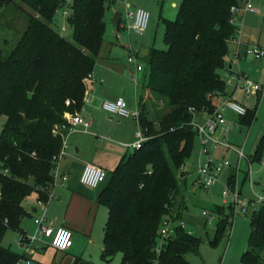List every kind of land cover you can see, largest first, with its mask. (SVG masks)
Instances as JSON below:
<instances>
[{"label":"trees","instance_id":"trees-1","mask_svg":"<svg viewBox=\"0 0 264 264\" xmlns=\"http://www.w3.org/2000/svg\"><path fill=\"white\" fill-rule=\"evenodd\" d=\"M12 0H0V9ZM19 0L27 6L28 24L12 52L4 55L0 42V264H15L23 255L4 247L8 230L24 234L22 220L30 213L25 200L36 195L48 202L54 184V157L63 147L65 114L81 112L86 80L93 73L104 43L106 8L113 0ZM239 0H183L175 20L163 19L166 50L151 48L149 73L142 81L154 96L166 99L170 111L159 122L141 110L139 125L146 141L124 155L98 195L109 215L101 260L120 264H190L201 240L177 227L156 253L159 229L167 216L181 220L178 203L183 167L192 157L197 133L195 116L211 114L216 97L227 95L219 71L225 68L229 43L236 37L230 9ZM68 6L67 23L75 43L52 26L59 10ZM70 104L67 105L66 102ZM258 105L239 116L251 127ZM264 131L252 161L260 162ZM185 173V172H184ZM230 171L228 185L235 181ZM216 206L218 215L211 245H218L232 214ZM251 234L242 264H264V203L251 214Z\"/></svg>","mask_w":264,"mask_h":264},{"label":"rangeland","instance_id":"rangeland-1","mask_svg":"<svg viewBox=\"0 0 264 264\" xmlns=\"http://www.w3.org/2000/svg\"><path fill=\"white\" fill-rule=\"evenodd\" d=\"M72 1V0H71ZM68 2V5L71 3ZM118 4H111L112 6H107L106 8V30L104 35V43H108L114 41L115 31L117 28L111 26V19L114 17L116 12H120L123 16V20L126 19L125 9L127 5L130 6L131 9H144L150 13V23L149 28L144 37L148 38V44H142L143 35H138L135 33H127L121 32V43L129 47V40H131V46L136 51H140L141 55L138 62L142 63L144 66L146 65V61L148 59L147 50L151 47H155L156 49L166 50L167 46L164 41L165 35V24L163 19L167 20H175L177 14L179 12L180 5L183 0H118ZM264 5V1L261 3ZM28 9L27 6L21 5L19 0H12L7 6L0 9V42L4 50V55L8 56L17 42L20 40V36L22 32L26 29L28 24ZM71 13V10L68 6H65L63 9L59 10L52 26L55 30H57L62 36L66 37L70 42L75 43L72 36V29L67 23V13ZM247 25L243 28V34L245 38L249 39L250 44L261 46L264 48V11H260L259 13L249 12L246 15ZM242 34V36H243ZM129 35V36H128ZM154 38H156L154 40ZM115 48L121 53V62L124 67L127 68V73H124V78L126 80V88L127 91L132 94L134 92V84L132 83L135 80V64L129 62V57L131 56L128 49L121 47L120 45H115ZM136 57L138 56L135 52H133ZM250 61L247 60L246 66L255 67V65L264 67L263 61H253L255 65L248 64ZM261 70L263 71L264 68ZM133 78V79H132ZM141 79V74L138 75L137 82L143 83ZM131 82V83H130ZM228 86V85H227ZM228 88V87H227ZM148 89V88H147ZM149 90V89H148ZM86 95V94H85ZM242 90H238L236 94V98L238 100H243L246 105L253 107L255 97H245ZM245 97V98H244ZM144 104L146 105V114L152 120L159 122V120L170 111V105L166 99L159 98L154 96L153 93L149 91H145L144 94ZM234 101V100H233ZM143 104V105H144ZM142 105V106H143ZM129 108L132 110L129 106ZM233 112V111H232ZM231 110L226 109L224 111V117L227 122V125L231 129V136L229 141L233 148L238 149L243 145L245 139V154L248 158L254 155V152L257 148L261 135L264 131V98L261 104L258 107L256 120L254 121L251 127H248L244 124H239V118L236 117ZM100 121L102 122L103 129H100L102 138V150L106 152V159L109 163H112V160L116 158L122 159L124 155H128L133 150L124 147L122 144L124 142H131V140H124L120 133L121 126L118 124V121L123 122L124 120H128L126 118H122L116 115H112L109 112L105 111L103 108L99 109L96 112ZM110 118H113L114 121H110ZM6 116L0 117V132L3 129V126L6 122ZM133 120L136 125L137 120L133 118V116L129 119ZM200 122L203 120H199ZM236 121L237 126L234 125ZM138 124V123H137ZM138 130V128H137ZM93 129L90 130L92 133ZM112 133V134H111ZM111 134V135H110ZM125 134L122 136L124 137ZM83 140L90 144L93 140H97L96 137H91L86 134L82 135ZM91 138V139H89ZM92 140V141H91ZM99 140V139H98ZM197 143L195 150L192 154V157L186 161L185 166L183 167V176L181 180L183 182L184 178L187 179V187H181L180 192L178 194V203H181L180 212L182 210V217L185 223V227L188 231H192L193 235L198 237L201 240L199 246L198 254L189 253L186 258L190 262V264H242L241 257L243 253L248 249V241L251 234V214L255 209H258L259 206L263 203H257L256 201L260 196H264V152L262 155V160L258 161H250L249 159H242L239 163V173H238V183L241 189V198L245 201H250L248 213L246 215H242L241 211L235 214L234 209H232L233 217L229 226L226 228L223 233L218 245H211V241H213L216 231V226L218 222V215L215 212L216 206H224L226 209V213H229V202L231 198V193L227 197L228 203H224V197L222 196L223 192L227 190V180L231 171L236 174L238 167V160L234 150L226 152V160L231 163L230 167L225 168L219 175L218 181L215 185L209 188H200L194 189L192 187L193 181L196 178L197 172V162H196V153H197ZM110 152V153H109ZM118 161V163L120 162ZM113 165V166H111ZM110 166H104L107 172L114 170L118 164H111ZM115 165V166H114ZM252 172V182L250 183V174ZM249 174V175H248ZM102 185L101 187H103ZM182 186V184H181ZM82 187L97 193L101 189H91L82 185ZM36 199V195H32L29 197L28 202L33 203ZM252 200V201H251ZM85 207L87 211L81 209V207ZM233 208V207H232ZM207 210L210 213L216 215L217 220L213 224H209L207 222V218L203 216V211ZM43 210L38 208L36 213H32V221L35 217H42ZM62 216L67 215V218L72 220L76 224H81V226L85 229L92 228V234H88L84 230H77L73 235V247L69 249V255H65L63 252H55L53 248H48L47 252L43 253V251L38 252L37 256L38 260L42 264L52 263L55 261L56 264H75L76 259L80 258L79 262L76 264H120L122 261V253L118 254L113 261L110 263H106L101 260V251L103 249V239H104V229L106 222L108 220L109 212L107 208L100 206L97 214L94 211L89 210V207L86 204L79 205L78 202H72L68 204L67 210L65 211V207L62 209L60 213ZM230 214V213H229ZM30 219L25 218L26 222H30ZM82 229V228H81ZM86 233L82 235L81 233ZM15 239H17L16 231L8 230L3 238V246L9 247L12 250L20 251L19 247L15 244ZM48 242V241H47ZM42 250V249H41ZM71 250V251H70ZM54 253H56L54 255ZM264 256V252H263ZM82 258V259H81Z\"/></svg>","mask_w":264,"mask_h":264},{"label":"built area","instance_id":"built-area-1","mask_svg":"<svg viewBox=\"0 0 264 264\" xmlns=\"http://www.w3.org/2000/svg\"><path fill=\"white\" fill-rule=\"evenodd\" d=\"M257 1L261 0H239V2L236 5L232 6V8L230 9V22L237 28L236 36L241 34V30L238 27L239 18L249 12L259 13L261 11V9L256 6ZM125 12L126 19H121L118 28L129 34L133 32L138 35H144L149 28L151 18L150 13L144 9L133 10L129 5L125 9ZM118 38H120L119 35ZM240 57H250L256 60L264 59V48L256 45H250L245 49V52ZM129 62L136 65L137 72L143 71V66L139 64L138 59L133 52L131 53ZM225 83L228 86L234 84L236 89H242L247 97L256 95H260L261 97L264 96V84H258L257 82H254L245 76H229ZM66 104L69 105L70 102L67 101ZM102 108L110 114L122 118L133 116V118L137 120L139 125V118L141 114V106L139 102L137 103L136 109L133 112L128 109L126 100L123 97H119L115 101L103 102ZM226 109L233 111L238 116H244L248 110L246 106L241 105L236 101L222 97L221 103L217 106L213 113H204L200 116L197 115L195 116L191 124L193 129L197 133L198 145L195 158L197 162V172L192 187L193 190H196L200 188H209L215 185L218 181L220 173L225 168L230 167L231 163L226 160V158L215 157L214 151L219 148L234 150V152L237 154L238 159L235 181L232 185L227 186V190L223 192L222 196L224 197V203L226 204L228 203L227 197L231 193L229 204L233 207L235 214L240 209L241 214L246 215L248 213L250 201L242 200L241 189L237 180L239 173V163L242 159L246 158V154L244 152V147L236 149L233 148V146L229 142L231 129L227 128V122L224 117V111ZM65 119L66 125L63 126V128L57 127L54 131L55 135L61 133V130H65L66 133L62 134L63 147L60 150L59 154H57L53 160L55 164V168L53 170L54 183L57 179H61L64 186L68 182L69 178L67 174L59 173L58 165L60 160H62L66 154L65 151L67 148V136L71 132H77V128L79 126H82L86 132L89 127V124L82 118L80 112H77L75 114L66 113ZM200 119L203 121L200 122ZM145 141L146 137L143 135L139 125V131L136 134L135 140L132 143L127 144L126 146L134 151L135 149L140 148ZM249 174L250 183L252 186V172L250 171ZM107 179L108 172L105 169L94 164H86L80 176L81 184L91 189H98L106 183ZM51 199L52 195H50L49 201L47 203L37 200V206L40 208H46ZM1 200L2 191L0 189V203ZM256 202L263 203L264 196H260ZM203 216L207 218V222L209 224H213L217 220L216 215L210 213V211L207 210L203 211ZM33 221L36 227L35 233L32 235H27L24 233L19 236L16 242L17 246H19L23 250V257L15 264H41L33 258L34 254L40 249L53 248L56 252L66 253L72 247L73 233L70 229L64 226L53 227L50 224H47V221L43 216L36 217ZM177 227L186 229L185 223L182 219L174 220L172 216H167L166 218H164L159 229L158 244L155 248L156 253L159 254L162 243L165 240L171 238ZM189 233L192 234V232L190 231Z\"/></svg>","mask_w":264,"mask_h":264},{"label":"crops","instance_id":"crops-1","mask_svg":"<svg viewBox=\"0 0 264 264\" xmlns=\"http://www.w3.org/2000/svg\"><path fill=\"white\" fill-rule=\"evenodd\" d=\"M113 1H114L113 5L119 3L118 0H113ZM263 1L264 0L257 1V3H256V6H258L261 9V11H264V5L261 4ZM110 6H112V5H110ZM246 15L247 14H245L244 16H241V18H239L238 27L241 30V34L237 35L235 37V39L230 41V43H229V54L225 58V68L222 69L221 71H219V74H220L221 79H223L224 81H226L229 76L242 75V76H245V77L251 79L254 82H257L258 84H264V70L263 71L261 70V68L262 69L264 68L263 65L262 64H261V66L255 65L253 63V61H255L256 59H253L250 57H248V58H241L240 57L245 52V49L248 46L253 45V44H250L249 39L245 38V36H244L245 33L243 34V28L246 26L249 28V26H248L249 24L247 25L248 22L246 20ZM105 16H106V14H105ZM112 20H113V18L111 19V22H112ZM115 28H117V30L115 31V33H116L115 34V36H116L115 40L108 42V43H106V42L103 43V46H102L101 52H100V56L97 60L95 69H94L93 73L90 75V77L85 82V84H86V95H85V99H84V107L80 113H81L82 118L89 124L87 132L84 130V128L82 126H79L77 128L78 129L77 132H71L68 134L67 140H66V144H67V148L65 151L66 154H65L64 158L62 160H60L59 165H58L59 173L60 174H67V176L69 178L68 182L64 186L62 184L61 179L56 180V182L53 184V186L50 190L51 191L50 193L52 195V199L47 204L46 208H40L37 206V197L33 203L28 202L29 198H27L25 200L26 211L30 213L25 218L30 219L29 221H31L33 223V225H32L30 222H26L25 218L22 220L21 227H22L24 233L27 235H32L36 231L34 221H32V217H33L32 213H36L38 211V208L43 210L42 216L45 217L47 224H50L53 227L64 226V227L70 229L72 231L73 235H74V232L79 230V229L82 231L84 230L87 233L89 232L88 233L89 235L92 234V228L91 229H87V228L84 229L81 226V224L74 223L72 220L67 218V215L62 216L60 213L62 212V209L64 207H65V211L67 210L68 204H71L72 202H78L80 206L83 203L86 204V206L89 207V210H92V211H94L95 214H97L99 211V207H100V205L97 202L98 195L104 186L101 187V189L99 191H97V193H94V192L82 187V184L80 182V176H81L82 170L86 164H94V165H97V166L106 170V168L104 166H110L111 164L116 165V164H118V161L120 160V159L116 158V163H115V159L112 160V163H109V161L105 158L107 151L104 152L102 150V148H103L102 147V143H103L102 138L103 137H101L102 135L100 133V129L101 128L103 129L104 127H103L102 122L100 121L99 117L97 116L96 112L100 108L102 109L103 102L115 101L119 97L125 98L126 103H127V107L132 112L136 109L138 102L141 106V110L143 107H146V105H147V102H145V104L143 103L144 102L143 98H144L145 91L147 92L149 90L146 88L144 82L141 84L137 82L138 75L141 74V79H142V72L143 71L137 72L136 65H135V76H136L135 78L136 79L133 80V82H132L134 84V92L132 94H130L127 91V88H126L127 82L124 78V76H125L124 73H127V68H125L123 63L121 62V59H120L121 53L117 50L118 48H115V45H118V46L120 45L121 47L128 49L130 54L132 52H135L138 55L137 56L138 60H139V58H142V57H140L142 49L140 51L139 50L135 51L132 48L131 40H130L131 36H129V35H128L129 36L128 37L129 47H127L126 45H123L121 43V35H120L121 32H119V31H122V32H125V31L121 30L118 27H115ZM145 34L143 35V39L141 42L142 44H144L143 48L145 47V44H148V38L144 37ZM242 34H243V36H242ZM118 35L120 36V38H118ZM155 39L156 38H154V40ZM151 48H155V47H151ZM150 49L147 50V56L149 54ZM247 60L250 61L248 64L255 65V67H252V66L247 67L246 66ZM263 60L264 59H261V61H263ZM257 61H260V60H257ZM139 64H141L143 66V69L145 67H147L146 65L144 66L142 63H139ZM148 73H149V70H147V74ZM147 74H146V76H147ZM227 87H228L227 88V95L223 98L234 100L237 103L246 106V108H248V109H254L257 105L259 107V105L261 104V102L264 98V96L261 97L260 95L254 96L255 97L254 106L251 107V106L246 105V103L243 102V100L241 101V100H238L236 98L237 91L242 90V89H236L234 84H231ZM245 97H247V96L245 95ZM249 97H251V96H249ZM221 99H222V97H220V96L215 98V102H216L217 106L221 103ZM129 106L133 109L131 110L129 108ZM232 113L236 117L239 118V116L237 114H235L234 112H232ZM131 117L132 116L126 118L128 120H124L123 122L118 121V124L121 126V131H120V133H118V131L116 133L121 135V137L124 140H126V139L131 140V142H128V143L124 142V141L122 143H120L124 147H127L126 146L127 144H130L135 140L136 134L139 131V125L137 124L138 122H136V125H135L134 122H131L133 120H129ZM110 121H114L113 118H110ZM234 125L237 126L236 121L234 122ZM137 128H138V130H137ZM227 128H229L228 125H227ZM92 129H93V131L91 133L90 130H92ZM84 134L91 136V137H96L97 140H93L92 143L88 144L83 140L82 135H84ZM123 134H125L124 137L122 136ZM89 139H91V138H89ZM246 139H245L243 145L239 147V148L244 147V152H245V146H246V141H247ZM229 151H231V150L219 148L216 151H214V156L217 158H221V157L226 158L225 153L229 152ZM236 157H237V154H236ZM249 158L246 155V159H249ZM111 166H113V165H111ZM114 169H115V167H114ZM231 171H233L232 168H231ZM181 187H184V188L187 187V179L186 178H184ZM81 209L87 211V209L84 206L81 207ZM181 215H182V210H181ZM181 218L183 220L182 216H181ZM190 232H192V231H190ZM16 234H17V239H15V244H16L19 236H20L18 232H16ZM81 234L84 235L86 233L83 232ZM72 247H73V239H72ZM19 249H20V251H18V250L16 251V250H12V249L11 250L23 255V250L20 247H19ZM40 251L41 252L43 251V253H45L48 250L47 249H42V250L40 249L39 251H37L33 256L34 260H36V261L38 260L39 256H37V253ZM56 253H54V255ZM65 255H69V253H65ZM76 260L77 261L75 262V264L77 262H79L80 258L79 259L77 258ZM37 262H39V261H37ZM47 264H49V263H47ZM50 264H56V263H55V261H52V263H50ZM88 264H91V263L88 262Z\"/></svg>","mask_w":264,"mask_h":264},{"label":"water","instance_id":"water-1","mask_svg":"<svg viewBox=\"0 0 264 264\" xmlns=\"http://www.w3.org/2000/svg\"><path fill=\"white\" fill-rule=\"evenodd\" d=\"M121 19H122V14L120 12H116V14L114 15L113 20L111 22V26L112 27H118ZM147 70H148L147 67H145L143 69V72H142V80H144L146 78Z\"/></svg>","mask_w":264,"mask_h":264}]
</instances>
